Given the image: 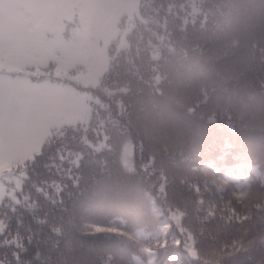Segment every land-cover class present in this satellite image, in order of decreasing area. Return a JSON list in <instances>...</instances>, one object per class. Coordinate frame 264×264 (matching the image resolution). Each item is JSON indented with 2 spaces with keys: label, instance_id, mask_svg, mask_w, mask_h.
Wrapping results in <instances>:
<instances>
[{
  "label": "trees",
  "instance_id": "obj_1",
  "mask_svg": "<svg viewBox=\"0 0 264 264\" xmlns=\"http://www.w3.org/2000/svg\"><path fill=\"white\" fill-rule=\"evenodd\" d=\"M117 24L104 81L79 88L87 132L10 181L0 264H264V0H136Z\"/></svg>",
  "mask_w": 264,
  "mask_h": 264
},
{
  "label": "rangeland",
  "instance_id": "obj_2",
  "mask_svg": "<svg viewBox=\"0 0 264 264\" xmlns=\"http://www.w3.org/2000/svg\"><path fill=\"white\" fill-rule=\"evenodd\" d=\"M135 3L0 0V176L5 180L0 177V202L13 194L10 181L19 179L27 162L62 128L87 132L92 96L79 88L104 81L106 49L119 31L117 21ZM77 15L80 43L61 31V20L75 21ZM46 31L54 37H41ZM42 74L46 78L38 79ZM107 115L98 112L95 131L106 128Z\"/></svg>",
  "mask_w": 264,
  "mask_h": 264
}]
</instances>
